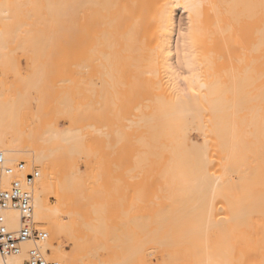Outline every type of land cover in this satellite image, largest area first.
Instances as JSON below:
<instances>
[{
	"label": "bare ground",
	"instance_id": "bare-ground-1",
	"mask_svg": "<svg viewBox=\"0 0 264 264\" xmlns=\"http://www.w3.org/2000/svg\"><path fill=\"white\" fill-rule=\"evenodd\" d=\"M184 61L198 95L171 87ZM5 75L49 103L24 128L28 99L0 88V154L38 167L28 188L48 237L0 264L31 249L60 264H264V0H0Z\"/></svg>",
	"mask_w": 264,
	"mask_h": 264
},
{
	"label": "built area",
	"instance_id": "built-area-1",
	"mask_svg": "<svg viewBox=\"0 0 264 264\" xmlns=\"http://www.w3.org/2000/svg\"><path fill=\"white\" fill-rule=\"evenodd\" d=\"M16 171L25 173V184L19 180H12L9 187H3L1 179L4 176H12ZM39 173L36 169L27 171L26 163L19 161L16 166L5 163L4 157L0 154V255L19 254L22 245L29 241H44L48 234L40 229L34 222V207L32 205V193L28 188L33 184ZM16 210L21 216L19 229L12 230L7 224L5 211ZM8 264V263H5ZM25 264H60L48 260L39 249L29 251V259Z\"/></svg>",
	"mask_w": 264,
	"mask_h": 264
},
{
	"label": "rangeland",
	"instance_id": "rangeland-1",
	"mask_svg": "<svg viewBox=\"0 0 264 264\" xmlns=\"http://www.w3.org/2000/svg\"><path fill=\"white\" fill-rule=\"evenodd\" d=\"M182 25H183V29H184L185 26H186V16H185L183 13H179V14H178V29H179V30H178V33H179V34H180V32H181ZM57 55H58L59 57L61 56V55H59V54H57ZM52 56H53V55H52ZM52 56H51V58H52ZM47 57H48L47 55H46V57L44 56V59L47 58ZM54 57H55V56H54ZM56 57H57V56H56ZM61 57H64V56H61ZM48 59H49V58H48ZM49 60H50V59H49ZM52 61H54V63H56V64L59 63V64L56 65V66L60 67L61 69L64 68V64H63L61 61L56 60V58H54V60H52ZM61 63L63 64L62 67H61V65H60ZM47 64H49V63L47 62ZM51 64H52V63H51ZM51 64L48 65V67H47V66H46V67L49 68V69H51V68L49 67V66H51ZM52 65H53V64H52ZM24 66H25V65H24ZM53 66H55V65H53ZM52 68H53V67H52ZM56 68H57V67H56ZM58 69H59V68H58ZM52 70H53V69H52ZM5 77H6L7 82H9L10 85H12V84H11L12 82H13L14 85H12V86L7 85V83L2 79V80H0V82L2 83V84L0 83V84H1V85H0V88H1V86L3 85V88L6 87L5 89H7V90L10 89V90H11L12 87H14V86H18L19 88L16 87V88H18V89H17L18 91L16 90L18 93L15 91V92H16L15 95H16V96H19V98H20L21 100H22L23 98L28 99V101H29V103H30V107H29V106H26L25 104H22V102H20V104H22V106H25V108L27 107V108L30 109V110H27V111H25L24 109H22V110H24V111H22L20 107H19L20 110H18L19 108L17 107V105H15L16 102H13L14 105H15L14 107H16V108H14L13 105L11 106V104H13V103L7 105V107H8L9 109H11V110H10L11 112H12V110H13V112H14V111H15V112H16V111H20V112L22 111L21 113H23V115H21V117L24 118L23 120H26V121H25L26 124H25V125H22L24 122H22V121H23L22 118L20 117V115H18L17 117L19 118V122H20L19 124H21V126L24 127V128H28V127H29V126H28L29 124H30V126L33 125V123L31 122V120L33 121V117L37 115L36 113L38 112L37 110L39 109V108H37V107H40V106L43 104V105H44L43 108H44V110H45V109L47 108V106H49V103L45 102V100H46L47 97L45 96V98H44V96H43V98H44V99L42 98L43 101L40 99V98L42 97L41 94L38 93L37 90H35V92L33 91L34 89H37L36 85H31L30 91H32V92H31L30 94H28V96H27V95H24V92H23V93L20 92L21 94L19 95V90L21 89V86H22L21 83H17V84L15 85V82H17V81H12V80H11L8 76H6V75H5ZM20 82H21V81H20ZM18 84H19V85H18ZM27 85H28V84H27ZM37 85H38V84H37ZM40 85H41V84H40ZM24 86H25V85H24ZM24 86H22V87H24ZM41 86L43 87V89L40 88V91H39V92H41L42 90H44L43 93L45 92L46 95H47L51 100H53L54 98H56V97H53V95H55L54 92H53V95H52V93L49 92V90H48V88H47V85H41ZM50 86H51V85H50ZM56 86H58V85H56ZM7 87H8L9 89H8ZM26 87H27V86H25V89H26ZM39 87H40V86H39ZM39 87H38V88H39ZM44 87H45V88H44ZM59 87H60V86H59ZM14 88H15V87H14ZM16 88H15V89H16ZM49 88H50V87H49ZM54 88H55V87H54ZM54 88H53V89H54ZM25 89L22 88V91H25ZM27 89H29V88H27ZM45 89H46V90H45ZM53 89H52V90H53ZM57 89H58V88H57ZM0 90H1V89H0ZM10 90H9L8 92L11 93L13 90H12V91H10ZM52 90H51V91H52ZM54 90H56V88H55ZM54 90H53V91H54ZM1 91H2V90H1ZM1 91H0V94L3 93V92L1 93ZM4 91H5V90H4ZM28 91H29V90H28ZM30 91H29V92H30ZM8 92H7V96H10V97H6V96H5V98H6L5 101H6V102L15 101V98H14L15 95H14V96H13V95H10V93H8ZM13 92H14V91H13ZM15 92H14V93H15ZM5 93H6V92H5ZM5 93H3V96H4ZM14 93H11V94H14ZM29 95L32 96V99L30 98V99H31V102H30V99H29V97H30ZM43 95H44V94H43ZM1 96H2V95H0V97H1ZM12 96H13V97H12ZM21 96H24V97H21ZM55 96H56V95H55ZM3 98H4V97H2V99H1V98H0V99L3 101ZM9 98H10V99H9ZM16 98H17V100H19L18 97H16ZM33 98H34V99H33ZM7 99H9V100H11V101H7ZM48 100H49V99H48ZM54 101H55V99H54ZM3 102H4V101H3ZM24 102H26V101H23V103H24ZM43 102H45V103H43ZM50 102H51V101H50ZM56 102H57V99H56L55 102H53L55 105L52 104V107H49V108L54 109L55 112H57V113H58V111H59V113H61V110H58L59 108H58V106L56 105ZM1 103H2V102H1ZM37 103H38V104H37ZM40 103H41V105H40ZM5 104H6V103H5ZM7 104H8V103H7ZM31 104H32V105H31ZM57 104H58V102H57ZM1 105H2V106H1ZM1 105H0V107H4V106H6V105H4L3 103H2ZM3 105H4V106H3ZM27 105H28V104H27ZM39 105H40V106H39ZM50 106H51V105H50ZM7 107H5V108L7 109ZM55 107H56V108H55ZM43 108H42V109H43ZM31 109H32V111H31ZM36 109H37V110H36ZM7 110H8V109H7ZM40 110H41V109H40ZM44 110H43V111H44ZM47 110H48V109H47ZM8 111H9V110H8ZM49 111H50V110H49ZM49 111H46V113H48ZM11 112H10V114H12ZM25 112H28L27 115H26ZM35 112H36V113H35ZM51 112H52V110H51ZM55 112H54V113H55ZM16 113H17V112H16ZM18 113H19V112H18ZM18 113H17V114H18ZM21 113H20V114H21ZM46 113H44V114L42 113V115L45 116ZM13 114H14V113H13ZM13 114H12V115H13ZM34 114H35V115H34ZM52 114H53V112H52ZM33 115H34V116H33ZM38 115H39V114H38ZM49 115H50V114H49ZM27 116H28V117H27ZM40 116H41V114H40ZM43 116H42V117H43ZM47 116H48V115H47ZM50 116H53V115H50ZM54 116H55V117H53V118H55V119H50V118H48V119H50V121H51V120H56V118L59 119V118L61 117L60 121H59V120H58V121L56 120V121L58 122V124H59L60 126H64V125L66 124V123H65V119H64L65 116H62V115H61L60 117H56V116H58V115H56V113L54 114ZM14 117L17 118L16 116H14ZM25 117H26V118H25ZM38 117H39V116H37V121H38ZM62 118L64 119V122H63V119H62ZM20 119H21V121H20ZM30 119H31V120H30ZM35 119H36V118H35ZM44 119H46V118H44ZM39 120H40V119H39ZM37 121H34L35 124L38 123L36 126H39L40 129L43 128V127L41 126V124H40L39 122H37ZM43 121H44V120H43ZM44 122H46V120H45ZM27 123H28V124H27ZM47 123H49V121H48ZM47 123H45V124H47ZM50 123H51V122H50ZM50 123H49V124H50ZM62 123H64V125H63ZM35 124H34V125H35ZM52 124H53V123H52ZM56 124H57V123L55 122V124H53V125H56ZM26 126H28V127H26ZM44 126H45V125H44ZM47 126H48V125H47ZM25 163H26V162H25ZM34 168H35V169H38V167H37L36 165H33V166L31 167L30 170H32V169H34ZM123 184H124V183H123ZM125 186H126V185H125ZM54 200H55V199L52 197V198H51V201H52L53 203H54ZM41 229H43V230L46 231V229H45L44 227H41Z\"/></svg>",
	"mask_w": 264,
	"mask_h": 264
},
{
	"label": "snow or ice",
	"instance_id": "snow-or-ice-1",
	"mask_svg": "<svg viewBox=\"0 0 264 264\" xmlns=\"http://www.w3.org/2000/svg\"><path fill=\"white\" fill-rule=\"evenodd\" d=\"M188 32L181 29V35L191 38L193 45L197 42L198 30L194 31L191 24V16H189ZM187 55V54H186ZM167 71L171 72L170 76L171 87L177 91L192 93L193 96L198 95L197 85L199 84V72L195 63L181 62L178 68L169 67ZM202 87V85H201Z\"/></svg>",
	"mask_w": 264,
	"mask_h": 264
}]
</instances>
